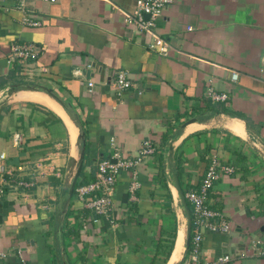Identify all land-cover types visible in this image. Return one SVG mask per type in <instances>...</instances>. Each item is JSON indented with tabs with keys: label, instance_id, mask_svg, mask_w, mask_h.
Returning a JSON list of instances; mask_svg holds the SVG:
<instances>
[{
	"label": "crops",
	"instance_id": "1",
	"mask_svg": "<svg viewBox=\"0 0 264 264\" xmlns=\"http://www.w3.org/2000/svg\"><path fill=\"white\" fill-rule=\"evenodd\" d=\"M135 3L0 0V153L35 179L23 196L0 200L14 201L0 221V264H186L172 176L183 193L198 187L212 155L233 168L208 200L229 228L204 232L201 261L229 254L217 264H264L249 248L264 238V0H173L153 29L166 55L125 21ZM25 12L40 25L26 26ZM13 42L38 47L34 75L8 62ZM117 70L129 88L111 85ZM146 139L156 150L135 173L120 172L109 217L69 195L83 144L77 182L87 183L112 145L132 156Z\"/></svg>",
	"mask_w": 264,
	"mask_h": 264
},
{
	"label": "built area",
	"instance_id": "2",
	"mask_svg": "<svg viewBox=\"0 0 264 264\" xmlns=\"http://www.w3.org/2000/svg\"><path fill=\"white\" fill-rule=\"evenodd\" d=\"M20 7L25 0H16ZM55 2L57 0H44ZM173 0H136L135 8L128 14L125 21L133 25L139 32L152 34L148 41V48L159 55H166L169 44L162 37L153 32L156 20L160 17L164 9ZM22 22L26 26H39L40 22L33 19L27 12L24 13ZM38 47L30 42H13L8 53V62L12 65L33 67V62L38 55ZM232 78L237 77L232 73ZM111 85L117 90L122 91L129 88L132 82L125 70H117L112 79ZM92 87V82L88 83ZM208 95L213 101H225V93H217L208 89ZM19 140V135L15 136ZM156 150V144L151 139L144 140L138 151L132 155H127L121 147L112 145L111 154L102 157L96 164L97 170L92 181L78 186L76 191L77 198L83 205L90 209L95 215L109 217L113 209L114 187L118 176L122 170L133 171L143 160L152 155ZM5 153H0V200L5 198L11 191L23 196L25 190L35 184V179L25 176L22 170L9 168L5 162ZM233 168L222 164L216 155L210 157L206 171L198 187L184 193L185 199L192 205V228L191 238L188 249L186 250V264H204L201 261V240L205 231H228L229 224L223 215L212 209L208 203L209 194L214 187V183L223 173H230ZM135 173V171H133ZM133 173V175H134ZM138 187L136 175L133 176L129 191L133 194ZM92 218L91 221H97ZM250 253L258 258L264 259V238H254L249 246ZM240 255H244L241 253ZM1 258V257H0ZM232 256L229 254L218 257L213 264L230 261Z\"/></svg>",
	"mask_w": 264,
	"mask_h": 264
},
{
	"label": "water",
	"instance_id": "3",
	"mask_svg": "<svg viewBox=\"0 0 264 264\" xmlns=\"http://www.w3.org/2000/svg\"><path fill=\"white\" fill-rule=\"evenodd\" d=\"M169 149H172V144L169 146ZM83 160H84V144H83V147H82V150L80 152V156H79V164H78V167L74 173V176H73V179H72V182H71V185H70V188H69V195H72V193L74 192L75 190V187H76V184H77V179L79 177V174H80V170H81V167H82V164H83ZM173 181H174V184L176 186V189L178 191V194H179V198H180V201L184 207V210H185V213H186V220H187V223H186V246L188 247L189 245V241H190V237H191V226H192V222H191V214H190V211H189V208H188V204H187V201L184 197V193L180 187V183H179V180H178V177L176 176V174H173ZM13 203L14 201H3V202H0V221L2 220V216H5L8 211L11 209H13ZM263 230H264V227H263ZM264 237V236H263Z\"/></svg>",
	"mask_w": 264,
	"mask_h": 264
},
{
	"label": "trees",
	"instance_id": "4",
	"mask_svg": "<svg viewBox=\"0 0 264 264\" xmlns=\"http://www.w3.org/2000/svg\"><path fill=\"white\" fill-rule=\"evenodd\" d=\"M16 65V64H15ZM16 68H18V65H16ZM225 101H223V102H221L222 104L224 103ZM225 110V109H224ZM82 131H83V129H82ZM96 170H97V167H95V173H96ZM177 174H178V176H180V171L179 170H177V172H176ZM95 175V174H94ZM85 182L84 181H79V182H77V184H76V187H78V186H80V185H82V184H84ZM188 204V208H189V211H190V214L192 213V208H191V206L189 205L190 203L188 202L187 203ZM188 249V248H187Z\"/></svg>",
	"mask_w": 264,
	"mask_h": 264
},
{
	"label": "rangeland",
	"instance_id": "5",
	"mask_svg": "<svg viewBox=\"0 0 264 264\" xmlns=\"http://www.w3.org/2000/svg\"><path fill=\"white\" fill-rule=\"evenodd\" d=\"M32 70H33V68H30L29 71H28L27 73H25V76H26V77H29L30 75H34V73H33ZM181 219H182V218H181ZM180 223H181V228L184 229V226H183V225L186 223V222H185V218H184L183 220H180ZM181 231H182V230H181ZM179 232H180V231H179ZM182 238H183V236H182Z\"/></svg>",
	"mask_w": 264,
	"mask_h": 264
},
{
	"label": "bare ground",
	"instance_id": "6",
	"mask_svg": "<svg viewBox=\"0 0 264 264\" xmlns=\"http://www.w3.org/2000/svg\"><path fill=\"white\" fill-rule=\"evenodd\" d=\"M182 232L179 233V237H178V240H177V245H176V248H175V254L178 253L179 249H180V241H181V237H182Z\"/></svg>",
	"mask_w": 264,
	"mask_h": 264
}]
</instances>
